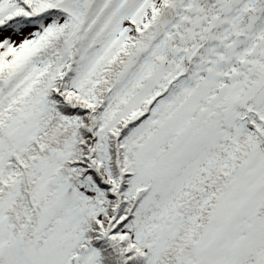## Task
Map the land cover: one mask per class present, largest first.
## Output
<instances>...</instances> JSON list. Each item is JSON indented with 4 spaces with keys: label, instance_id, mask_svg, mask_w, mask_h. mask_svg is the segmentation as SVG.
Listing matches in <instances>:
<instances>
[{
    "label": "snow or ice",
    "instance_id": "snow-or-ice-1",
    "mask_svg": "<svg viewBox=\"0 0 264 264\" xmlns=\"http://www.w3.org/2000/svg\"><path fill=\"white\" fill-rule=\"evenodd\" d=\"M0 264H264V0H0Z\"/></svg>",
    "mask_w": 264,
    "mask_h": 264
}]
</instances>
